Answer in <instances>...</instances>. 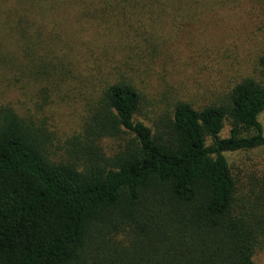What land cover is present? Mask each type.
<instances>
[{"label": "trees", "instance_id": "16d2710c", "mask_svg": "<svg viewBox=\"0 0 264 264\" xmlns=\"http://www.w3.org/2000/svg\"><path fill=\"white\" fill-rule=\"evenodd\" d=\"M9 1L2 22L40 102L0 103V264H254L264 175L239 179L226 155L264 149L263 85L244 78L222 102L176 101L146 121L134 86L83 76L77 36L59 33L84 20L195 23L210 0ZM60 104L79 107L66 132L42 114Z\"/></svg>", "mask_w": 264, "mask_h": 264}, {"label": "rangeland", "instance_id": "374dc122", "mask_svg": "<svg viewBox=\"0 0 264 264\" xmlns=\"http://www.w3.org/2000/svg\"><path fill=\"white\" fill-rule=\"evenodd\" d=\"M219 1L210 0L209 11L195 23L179 17L168 22L130 17L114 19L110 28H94L84 20L80 27H70L69 31L64 27L59 33L63 41L77 36L74 40L79 50L74 55L79 56L83 76L90 77L98 68L112 79L128 81L145 100L143 119L154 120L176 101L199 108L216 100L222 102L232 86L244 78L264 87V0ZM12 2L0 0V103H21L22 110L35 111L33 106L40 101L35 98L31 103L36 86L27 77L30 65L15 54L16 42L2 22ZM121 32L129 33L130 39L120 41ZM74 108L50 105L42 114L58 118L55 125L66 132L74 125L69 115ZM259 120L264 131V113ZM229 130L226 122L221 137H227ZM226 156L239 179L264 175V149ZM253 261L264 264V251Z\"/></svg>", "mask_w": 264, "mask_h": 264}]
</instances>
